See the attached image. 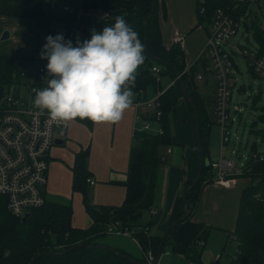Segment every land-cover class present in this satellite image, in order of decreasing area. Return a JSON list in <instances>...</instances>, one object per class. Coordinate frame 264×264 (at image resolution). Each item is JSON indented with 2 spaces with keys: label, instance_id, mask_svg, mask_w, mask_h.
<instances>
[{
  "label": "trees",
  "instance_id": "1",
  "mask_svg": "<svg viewBox=\"0 0 264 264\" xmlns=\"http://www.w3.org/2000/svg\"><path fill=\"white\" fill-rule=\"evenodd\" d=\"M52 1L48 0L47 10L44 7L45 3L38 14L32 10L36 27L44 34V44L49 35L55 37L62 34L64 38L66 37V27L63 31H52L49 28L50 21L54 19L64 21L67 26L63 15L56 16L52 13ZM229 1L209 0L205 15L196 12L197 25H203L207 32L212 12L216 8L225 7ZM153 2V0L96 1L97 5L111 10L108 20L99 24L98 32H101L105 26H112L115 17L120 15L138 32L141 42L145 45L147 59L138 69L135 87L132 89L136 99H140L138 93L141 90L145 91L144 87L147 83L155 84L150 73L153 65L159 66L160 74L168 76L172 81V85L166 88L159 97L161 111L159 126L162 133L137 131L133 135L126 178L121 183L125 188L122 204L97 206L90 203L88 191L91 188L87 182L91 179L87 168L88 151L81 149L74 154L71 167V189L72 192L81 193L85 213L91 221L90 225L86 228L73 227L71 225V205L46 196H44L46 200L44 204L31 210L27 220L22 222L20 218L12 216L7 211L6 199L0 195V264H143L141 256L134 257L122 248L104 243L107 226L116 221L123 228L133 229L136 232L134 235L141 250L152 249V252L157 254L169 246L173 252L183 257L181 264H203L200 259L199 246L205 242L210 226L198 221L193 222L191 215L197 206L202 188L212 183L214 176L210 161L208 165L205 164L209 156V133L214 123L213 116H211V109L208 112L204 108L193 80L199 65L204 68V62L200 58L185 71V55L179 45L172 44L169 48L164 47L159 26V14L163 16L165 14L164 0H155L154 8H152ZM258 21L260 18L256 17L253 37L259 55L264 56V28L260 30L257 27ZM31 59V57L17 58L0 55V93L5 87L22 80L20 77L21 64L24 61L27 64V60ZM177 74L186 85V92L192 102V105L187 102L188 109L192 116L194 112L197 114V120H194L193 147L196 154L197 151L200 153L202 170L199 179L193 184L198 176L199 160L197 159L194 176L188 180L175 199L166 231L162 235L148 236L144 233L145 228L151 229L161 220L159 210H156L157 215L154 217L149 215V211L156 208L160 185L162 159L159 149H167L171 145L169 112L178 99L183 97L181 85L176 79ZM261 112L262 116H259V120L264 121V107H261ZM82 122L89 124L90 121ZM196 126L199 130L197 133H195ZM251 132L258 134L256 130ZM256 148L255 145L252 146V154L264 155V151L256 152ZM252 154L250 159L244 163L249 168V172L241 178L247 179V184L240 192L235 225L228 233L224 246L226 249L234 244V251L229 252L230 264H264V156L262 160H254ZM192 184L193 186L184 198L185 190ZM185 204L188 216L183 219ZM78 243L83 245L77 247Z\"/></svg>",
  "mask_w": 264,
  "mask_h": 264
},
{
  "label": "built area",
  "instance_id": "2",
  "mask_svg": "<svg viewBox=\"0 0 264 264\" xmlns=\"http://www.w3.org/2000/svg\"><path fill=\"white\" fill-rule=\"evenodd\" d=\"M66 1L62 8L67 25L65 38L71 40L73 46H76L77 39L81 42L90 39L92 30L98 32L99 24L108 20L111 15V10L96 4L98 0ZM208 1L196 0L198 14L205 15ZM252 16L255 19L260 18L257 27L262 30L264 0H230L225 7L216 8L212 12L207 26L203 62L209 60L216 71L211 116L213 122L220 127L221 147L230 140L229 128L232 122L229 102L231 87L235 82L232 68H236V64L233 60L235 47L230 44V38L239 30L241 18L246 25L247 19ZM179 41V39L173 40L174 44ZM227 47L232 54H228ZM237 50L246 60L249 70L264 82V56L259 55V50L254 47L248 52L245 47L239 46ZM150 69L152 77L158 83L161 69L156 65ZM20 77L22 80L19 83L7 86V89L0 93V195L6 199L7 211L12 216L22 219L26 213L41 207L46 201L44 196L49 171L48 154L57 138L56 134L67 131L69 125L64 127L53 124L46 115H41L34 107L33 96L37 84L43 77L41 69L33 78H29L23 72L20 73ZM196 78L200 79L199 73L196 74ZM163 91L157 90L151 99H146L144 91H139L140 99H136L133 103L136 132L162 133L161 127L153 129L149 122L151 120L159 122L161 116L159 97ZM152 107H154L153 112H151ZM263 156V154H252L254 160H262ZM210 167L214 173L212 182L225 188L232 187L236 179L249 172L245 164H238L233 158L223 155L210 162ZM87 182L90 187L94 184L92 179ZM149 215L156 216V209H151ZM105 232L108 235L126 237L140 249L134 235L136 232L133 229L123 228L117 221L109 224ZM144 233L151 235L148 228H145ZM140 251L143 264H160L161 258L169 255L167 250L159 253L158 257L152 249L146 251L140 249Z\"/></svg>",
  "mask_w": 264,
  "mask_h": 264
},
{
  "label": "crops",
  "instance_id": "3",
  "mask_svg": "<svg viewBox=\"0 0 264 264\" xmlns=\"http://www.w3.org/2000/svg\"><path fill=\"white\" fill-rule=\"evenodd\" d=\"M44 3V7L47 10L48 0H0V36L5 30L10 34L8 39L0 41V55L17 58H39L44 45V34L35 25L32 10L38 14ZM164 7V16L161 13L159 14L162 44L165 48H169L174 44V39H179L180 41L177 44L185 55L184 69H188L198 59H203L205 42H207L204 26L197 25L196 0H164ZM161 80H164L163 86L160 83ZM171 83L172 81L168 76L161 75L155 94L160 88L162 90L168 88ZM169 114L171 145L165 149L167 156L160 153L159 150L162 165L155 209L160 211L161 220H159L153 229H149L150 234L162 235L166 231L175 199L188 180L194 176L198 161L193 147L194 118L189 123L188 114L189 116L192 115L188 109L187 100L184 97H180L176 105L170 109ZM82 124L83 126H81ZM84 125L89 126L90 130L86 147H84L85 139L84 141H80L78 138L83 137L73 134L76 129L84 128ZM135 129V111L133 106L125 113L123 119L116 124L97 125L91 121L88 124V122L81 123V121L77 120L69 124L67 131L69 132L70 130L72 136H75L77 145L70 144L72 146V148H69L71 157L66 162L61 161L58 155V151L60 150L55 147L53 148V146L64 147L69 135L68 132L56 134V139L61 140L62 143L58 145L54 144L48 154L49 171L45 196H47L46 193L54 196L67 195V193L59 191L57 181H54V179L57 175L63 173V163L67 164L70 169L69 171H71L75 157L74 154L81 149L87 148V168L91 179L94 181L93 186L90 187L94 205H121L125 197V188L121 183L126 178L128 156L133 144L132 140L136 132ZM100 133L104 135L111 134L110 145L108 147L104 146L101 150L99 149L100 139L102 138V136L100 137ZM226 148L224 145L222 150L220 149L219 156L223 155L224 157L233 158L224 154ZM168 149L170 150L169 152L167 151ZM53 151L54 153H52ZM93 157L98 161L95 163V166L92 165ZM68 177L69 186H71L72 171L69 172ZM246 184L247 179L241 177L236 179L235 184L230 188L222 187L213 182L206 184L201 190L199 201L192 212L191 220L193 222L204 223L207 226L217 227V229L227 233L231 232L235 225L240 192ZM71 187L69 188L71 189ZM54 198L56 199V197ZM211 215L214 224L208 225L207 221ZM72 217L71 225L75 228H86L91 223L87 215L86 219L81 220L82 223H73Z\"/></svg>",
  "mask_w": 264,
  "mask_h": 264
},
{
  "label": "rangeland",
  "instance_id": "4",
  "mask_svg": "<svg viewBox=\"0 0 264 264\" xmlns=\"http://www.w3.org/2000/svg\"><path fill=\"white\" fill-rule=\"evenodd\" d=\"M67 3L66 0H53L51 3L52 13H54L56 16L63 15L62 8ZM254 10V9H253ZM254 12V11H253ZM255 17H250L245 22L246 25H244V19L241 18L240 20V28L236 32L235 35H233L230 38V44L234 45L233 53H235V56L231 55L233 57V60L236 64V68H232L233 71V77L235 79V82L233 86L231 87V98L229 102V114L232 118L231 126L229 128L230 132V140L225 146L227 147L226 150L224 147V154L228 156H232L233 159L238 164H244L246 160L250 159V155L252 154L251 148L253 145H255L256 152H262L264 151V121L259 120V116H262L261 107H264V82L259 79L258 77H255L251 71L248 68L247 62L238 52V46L245 47L248 52L250 50H253L256 46V41L253 37V33L255 30L254 27ZM65 23L64 21H60L57 19L51 20L49 23V28L52 31H63L65 30ZM228 54H232V51L227 47L226 48ZM26 62V61H24ZM22 63V72L25 73L29 78H33L34 74L38 72L40 69L42 70V80L37 84L36 90L43 88L46 86L44 79L47 75V69L46 65L48 63L47 60L41 59L40 55L39 58H33L31 60H27L26 63ZM205 62V61H204ZM17 63L19 61L17 60ZM154 66V65H153ZM158 69H160L159 66H157ZM187 71V69H184ZM183 71V72H185ZM215 70L213 68V65L207 60L205 62L204 68L199 65L198 71L194 74V84L197 88V91L200 95V99L202 100V104L204 105V108L210 112L211 104L213 102V93L215 90V83H216V74ZM199 73L200 79L196 78V74ZM161 76V74H160ZM180 77V76H178ZM176 77V79H178ZM160 78V77H158ZM164 80H161V85L163 86ZM172 85V83H171ZM161 87V86H160ZM158 88V84L155 82L153 84L152 82L147 83L144 87L145 90V97L146 99L153 98L155 94V90ZM7 87H5V90ZM35 98V93L33 96V100ZM142 99V98H141ZM136 100V97L134 96V101ZM141 109V107H139ZM154 107H152L151 112H153ZM193 116H189L188 114V120L189 123L192 122ZM149 125L151 128L155 129L158 127V122L156 120H151L149 122ZM83 126V124L81 125ZM85 126L87 127L85 129ZM140 126V124H139ZM157 126V127H156ZM253 130L258 131V134H254ZM192 131V127H191ZM68 131L62 132L66 133ZM193 133V131H192ZM220 127L213 123L211 125L210 133H209V142H210V156L209 160L206 159V162L209 161H215L220 153ZM63 134V137H64ZM74 135L78 137L80 141H84V147H86L87 139L89 138L90 130L89 126L84 125V128L82 129H76L73 132ZM262 134V135H261ZM68 140L65 143L64 147H58L53 146V148H58L60 151H58V155L61 158V161H68L70 156V149L72 146L70 144L73 143V145H77V140H75V136H72L71 131L68 132ZM62 136V135H61ZM100 150L105 146L108 147L110 145L111 141V134L110 135H104L100 133ZM69 142V143H68ZM224 146V145H223ZM80 148V147H79ZM87 149V148H86ZM166 148H160V153H163V155L167 156L165 153ZM231 149V150H230ZM232 151V153H231ZM54 153V151L52 152ZM49 161V160H48ZM58 161V160H56ZM98 162L97 159L93 157L92 159V165L95 166V163ZM63 173L57 175L54 179V181H57V185L59 188V191H62L63 193H67V195H59L54 196L52 194L46 193L48 198H54L56 197L61 203H69L72 207V222L73 223H82V219H86V215L84 213L83 204L81 200V193L80 192H72V190L69 188V166L65 163H63L62 167ZM88 198L90 203H94L92 201L91 196V189L88 191ZM97 205V204H96ZM98 206V205H97ZM88 217V216H87ZM144 219H146V216L144 215ZM214 224L212 221V215L210 216L209 220L207 221V224ZM213 226V225H212ZM154 228V227H153ZM152 228V229H153ZM227 232H224L222 230L217 229V227H211L209 229V233L205 239V242L199 246L200 251V259L203 264H229L230 261V254L229 252L234 251V244L230 245L229 248H224L225 242L227 240ZM104 243H107L111 245L112 247H118L126 250L127 252L131 253L134 257L141 256V251L139 248L134 245L130 239L123 237V236H113V235H106L105 236ZM230 238H232L230 236ZM54 240V238L52 239ZM169 255L163 256L160 260V264H181L183 261V257L179 254H176L171 250V248L166 247L165 248ZM165 250V251H166ZM230 252V253H231ZM219 260L217 261V259Z\"/></svg>",
  "mask_w": 264,
  "mask_h": 264
},
{
  "label": "clouds",
  "instance_id": "5",
  "mask_svg": "<svg viewBox=\"0 0 264 264\" xmlns=\"http://www.w3.org/2000/svg\"><path fill=\"white\" fill-rule=\"evenodd\" d=\"M40 58L48 61L45 87L35 90L41 115L67 127L76 120L119 123L133 106L138 69L147 59L138 32L123 16L81 42L46 37Z\"/></svg>",
  "mask_w": 264,
  "mask_h": 264
},
{
  "label": "water",
  "instance_id": "6",
  "mask_svg": "<svg viewBox=\"0 0 264 264\" xmlns=\"http://www.w3.org/2000/svg\"><path fill=\"white\" fill-rule=\"evenodd\" d=\"M154 2H153V4H152V8H154V3H155V0H153ZM144 24H146V22L144 23ZM2 35L0 36V41H4V40H6V39H8V37H9V32L8 31H3L2 33H1ZM179 75L177 74V77H178ZM178 81H179V83H180V85H181V91H182V93H183V97L185 98V100H187V102L190 104V105H192V102H191V100H190V98H189V96H188V94H187V92H186V88H185V86L186 85H184V83L182 82V80H181V78L180 77H178ZM193 117H194V120L196 121L197 120V114L194 112L193 113ZM199 130H198V128H197V126L195 127V133H197ZM62 143V141L61 140H55L54 141V144L55 145H58V144H61ZM197 159L199 160L198 161V172H197V177H196V179L194 180V182H193V184L194 183H196L197 182V180L199 179V177H200V173H201V170H202V161H201V157H200V153H199V151H197ZM205 164L206 165H208L209 163H207V162H205ZM193 184L187 189V190H185V192H184V198L186 197V195H187V192L188 191H190L189 189L193 186ZM29 213H26L23 217H22V219H21V221L22 222H25L26 220H27V218L29 217ZM188 216V210H187V206H186V204L184 205V215H183V219H185L186 217ZM83 244L82 243H78V245H76L77 247H79V246H82ZM159 256V252H157V257Z\"/></svg>",
  "mask_w": 264,
  "mask_h": 264
}]
</instances>
